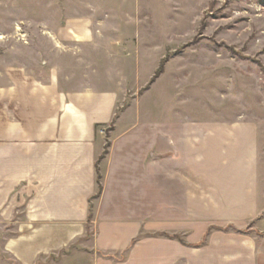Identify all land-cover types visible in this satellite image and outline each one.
Returning <instances> with one entry per match:
<instances>
[{"label": "crops", "instance_id": "crops-1", "mask_svg": "<svg viewBox=\"0 0 264 264\" xmlns=\"http://www.w3.org/2000/svg\"><path fill=\"white\" fill-rule=\"evenodd\" d=\"M88 48L0 59V264H174L184 249L185 264H264L255 121L185 113L175 136L114 119L120 85L79 61Z\"/></svg>", "mask_w": 264, "mask_h": 264}, {"label": "rangeland", "instance_id": "rangeland-1", "mask_svg": "<svg viewBox=\"0 0 264 264\" xmlns=\"http://www.w3.org/2000/svg\"><path fill=\"white\" fill-rule=\"evenodd\" d=\"M70 20L85 22L88 37L68 31ZM20 45L93 49L77 56L108 64L118 81L114 119L176 136L185 113L248 116L264 160V0H0V59ZM164 234L185 246V230ZM174 264H185V249Z\"/></svg>", "mask_w": 264, "mask_h": 264}, {"label": "trees", "instance_id": "trees-1", "mask_svg": "<svg viewBox=\"0 0 264 264\" xmlns=\"http://www.w3.org/2000/svg\"><path fill=\"white\" fill-rule=\"evenodd\" d=\"M98 179H99V173H97V182H98Z\"/></svg>", "mask_w": 264, "mask_h": 264}]
</instances>
